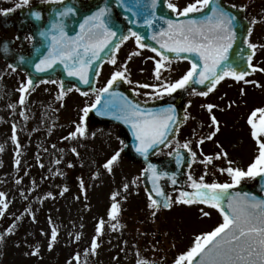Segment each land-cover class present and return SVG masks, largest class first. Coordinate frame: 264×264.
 Segmentation results:
<instances>
[{
	"label": "rangeland",
	"instance_id": "obj_1",
	"mask_svg": "<svg viewBox=\"0 0 264 264\" xmlns=\"http://www.w3.org/2000/svg\"><path fill=\"white\" fill-rule=\"evenodd\" d=\"M229 1L248 9L255 25H264V0ZM19 2L0 0V9L15 8ZM192 2L172 1L178 9ZM12 35L11 30L0 26V39ZM252 41L256 43L253 38ZM117 57L116 64L103 67L99 88L106 85L113 72L126 68V80L131 81L135 92L151 98L144 93H154L155 89L141 85L174 82L188 70L184 62L165 61L157 80L154 69L160 57L131 43L119 48ZM261 63L264 65V60ZM22 84H26L25 75L0 59V192L4 193L0 199L8 204L0 215V264H137L138 260L143 264H174L176 257L193 245L196 236L223 221L220 212L207 204L173 203L168 210L159 212L149 208L140 183V166L123 156L118 130L85 119L83 109L92 103L94 94L70 91L58 99V84L47 82L28 88L21 104ZM241 87L244 91L249 86ZM261 97L254 92L249 101L244 100L243 108L249 115L254 110L252 105L260 108ZM232 123L241 124L239 118ZM77 125L86 129L85 134L70 136ZM205 130L209 135L215 132L203 144L207 152L233 150L244 160L245 168L258 154L257 143L251 141V125L240 131L218 120L216 126ZM241 136L243 143L235 144ZM116 152L120 156L109 171L104 164ZM198 173L194 168L191 174L197 181ZM204 180L231 182L229 176L220 181L218 177L204 176ZM114 202L120 209L116 219L108 215ZM101 221L103 227L98 234L96 227ZM113 224L117 226L113 228ZM10 226H14L13 231L7 233ZM53 228L57 232L54 241ZM94 237L95 251L91 249Z\"/></svg>",
	"mask_w": 264,
	"mask_h": 264
},
{
	"label": "snow or ice",
	"instance_id": "obj_2",
	"mask_svg": "<svg viewBox=\"0 0 264 264\" xmlns=\"http://www.w3.org/2000/svg\"><path fill=\"white\" fill-rule=\"evenodd\" d=\"M48 2L62 3L63 0H48ZM117 2L127 7V10L132 12L133 15L140 14L141 9L145 7L141 0H131V3L128 4L125 3V0H117ZM29 3L30 0H20L15 5V8L27 6ZM156 4L157 0H150V7L152 9H155ZM167 7L176 12L178 17H185V19L166 20L167 28H162L159 32L154 33L151 39L160 45V49H166L168 52L175 53L176 58L188 59L187 56L181 57L180 54L192 53L198 56V60H193L188 71L174 82L141 85L145 89H155L154 93L145 92L146 96L155 98L164 94H171L177 89L185 88L190 82L201 85L206 84L207 91L199 94L207 96L226 76L233 77L237 81L244 80L248 72L238 70L234 66L235 61L230 62L229 59V50L237 38L234 24L236 17L232 13L228 12L216 0H194V2L188 3L182 9H178L175 3L167 2ZM209 7H211V11L206 15L199 18L189 16L191 13L201 12ZM15 8L0 9V12L6 15L14 11ZM74 11L75 9L72 7H64L56 15L64 17ZM110 12L111 9L104 6L99 7L90 16L84 17L83 22L80 24V31L75 36L67 34L62 21L54 20L50 29L40 33L42 36L50 35L51 42L48 46L47 54L35 63L36 71L44 72L52 68L57 62H60L64 65L69 76H77L82 83L88 84L90 82V70L94 67L93 61H97V63L102 62L101 53L106 48L113 47V45V50L109 54V62L116 64L115 50L129 36L121 35L118 42L113 40L117 36V32L108 23V13ZM31 15L36 19H40L41 12L32 11ZM153 18H155L154 11L144 18V24L151 26ZM159 19L163 20L164 17L161 16ZM252 23H255V20ZM53 30L55 31L53 32ZM247 31L250 35L252 29L248 28ZM128 33L135 37L140 48L150 47V45L142 43L144 38L140 33L133 31L131 28L128 29ZM244 43L252 50L246 56L247 67L252 71H257V68L252 63L257 45L249 42L247 37L244 38ZM261 47H264V45H261ZM151 50L156 52L160 57V59L156 60L154 69L155 78L159 80L161 69L165 67V61L171 63V57L155 47H152ZM4 51H8L6 44ZM138 54L133 53V55ZM20 59L23 61L25 58L21 57ZM9 67L13 66L9 65ZM13 70H15L14 67ZM259 70L264 71V69ZM126 71L127 69L124 68L112 73L107 84L98 89L99 94L96 96L95 102L90 105L91 108H96L97 104L101 101L102 94L109 93V90L116 82L127 79L125 76ZM96 74H99L98 68L96 69ZM32 82L30 78L26 84L21 85L19 89L21 93L19 102L21 104L24 103L25 94ZM52 82L55 83V81ZM128 82L131 83V81ZM245 83H249V81L245 80ZM241 91L243 92V90ZM64 94L63 85H61V91L57 98L61 99ZM84 95H87V93H84ZM117 95V93L110 94L111 97H116ZM205 107L211 112L215 106L208 104ZM83 112L87 115L89 107H85ZM21 114L23 115V113ZM100 114H115L116 119L123 120L126 124L131 125L133 134L139 142L136 150L145 156H147L151 149H158L161 145L166 147L170 143L169 133L178 131V128H173V125L178 124V121L176 120L172 106L160 109H145L124 97L122 98V103L119 105L115 104L111 99L106 100ZM83 120L84 116L81 117V121ZM211 120L214 125L217 124L215 116H212ZM248 123L251 125V135L258 145V154L248 164L246 170L240 167H232V161H229L228 167L220 169L221 172L229 175L231 178L230 183H218L215 181L206 183L204 176H201L197 181L189 175L188 179L191 181L190 187L193 191H180L179 196L173 201L170 196L165 195L164 190L159 185L161 176H167L168 173L157 172L155 165H148L146 171L151 172L150 179L153 184L152 192L149 193V208L158 209L161 206L163 208H171L173 203L186 205L201 203L218 209L223 217V221L211 231L196 236L193 245L187 251L178 255L174 260V264H264V199H260L249 193L229 192L230 189L240 184L245 178L264 176V107L254 109L248 117ZM85 132L86 129L84 127L77 125L76 131L69 133V135L76 136L79 134L82 136ZM213 135H215V132L210 134L207 139H211ZM12 139L16 140L15 128H13ZM179 147L187 148L191 152L189 143L187 142L183 145H178ZM171 154L169 153V155ZM191 154L193 157L196 155L195 152H191ZM219 155L218 153L217 156ZM119 156V152L112 155L104 164V168L111 171V166ZM211 160V156H206L204 162L208 163ZM179 162L180 157L177 152V163ZM16 163L19 164V161L17 160ZM172 175L173 177L175 176L174 173ZM172 183L175 184L176 180L173 179ZM124 187L127 188L128 185L125 184ZM81 188H83V182H81ZM66 190L64 189V191ZM152 193H155L156 197H163V199L153 198ZM115 195L114 193L113 197ZM3 196L4 193L0 192V197ZM0 205H2L0 215H3V209H6L8 204L0 199ZM119 210V204L114 202L108 212L109 217L116 219ZM153 215H155V212ZM203 215L207 216L209 213L203 212ZM116 226V224L112 225L113 228ZM102 227L103 221L96 227L98 234L101 232ZM13 228L14 226H10L6 229V232L11 233ZM56 236V229L53 228L51 240L54 241ZM2 238L0 236V239ZM48 247L51 249V242H49ZM96 248L97 240L94 237L91 249L95 251ZM137 264H143V262L138 260Z\"/></svg>",
	"mask_w": 264,
	"mask_h": 264
},
{
	"label": "water",
	"instance_id": "obj_3",
	"mask_svg": "<svg viewBox=\"0 0 264 264\" xmlns=\"http://www.w3.org/2000/svg\"><path fill=\"white\" fill-rule=\"evenodd\" d=\"M166 0H157L155 9L150 7V0H141L142 4L145 6L141 9L140 14L133 15L132 12L127 10L122 4H119L117 0H89L86 4L76 2V0H63L62 3H46L44 11L41 12L40 19H36L30 13L23 15V9L18 12L19 18H16L15 22L12 24L17 31L16 38L19 40V50H15L11 47L12 40H2L0 44V57L7 61L9 65H12L14 69H18L22 72H25L28 80L32 79V84L30 87H33L35 84L42 81H54L57 80L58 83L63 85V90L69 89H79V92H96L95 83H96V69L100 68L102 63L109 61V54L112 52L113 47L106 48L104 52L101 53L102 62L97 63L93 61L94 67L90 70L89 73V83L84 84L80 81L77 76H69L67 71L64 68V65L60 62H57L53 65L52 68L45 70L44 72H38L35 69V63L38 60L47 54L48 46L51 42V36H42L41 32L47 31L51 28V24L54 20L62 21L64 24V30L69 36H75L77 32L80 31V24L83 22L84 17L90 16L95 12L99 7L107 6L111 9V12L108 13V23L113 30L117 32V36L113 38L114 41L118 42L121 35H129L128 29L131 28L133 31H136L141 34L144 38L142 43L150 45L149 48L155 47L160 51H163L166 55L171 57V59H183L176 58V54L168 52L166 49H160V45L156 43L155 40L151 39L154 33L159 32L162 28H167L166 20H176V19H185V17H178L173 15V11L165 6ZM220 3L228 12L232 13L236 20L234 21L235 26L242 25L241 20L242 13L241 11L227 5L222 0H216ZM125 3H131V0H125ZM64 7H72L75 11L68 16L59 17L56 15L58 11H62ZM135 10V9H134ZM155 12V18H153V24L151 26L144 24V18L149 15L151 12ZM211 11V7L202 10L198 13L189 14L190 17H197L206 15ZM6 15H4L5 17ZM163 16L164 19L161 20L159 17ZM135 21V23H133ZM29 30L32 33V42L28 46H24L22 42V37L24 31ZM55 30H53L54 32ZM7 45L8 51H4V46ZM181 57L187 56L192 64L193 60H198V56L192 53H181ZM24 57L22 61L20 58ZM31 61V62H29ZM12 67V68H13ZM205 90L207 89L206 84L201 85L195 82H190L189 85L185 86L183 89H177L170 96L157 100L155 102L149 103H140L135 100V97L132 93L126 89L125 83L123 80H120L114 84V86L109 90V93H104L101 96V101L97 104L96 108H89L87 114L88 117H93L95 122L100 123H114L119 125L125 132L127 137V143L123 148L128 157L138 163H142L145 167L142 172V185L149 195L152 192L153 184L150 179L152 175L148 169V165L152 164L156 166L157 172H166L167 176H161L159 180L160 187L164 190L165 195H168L176 190L190 192L186 188V179H187V168L190 164L189 156L182 153L181 149L175 151L168 158L156 159L154 155L160 149L165 146L161 145L158 149L149 150L147 156L141 154L136 150L138 141L133 134L131 125L126 124L123 120L116 119L115 114H104L101 115L100 112L103 110V105L106 100L111 99L115 104L119 105L122 103V98L126 97L128 100H131L139 104L142 108L145 109H160L172 106L174 108V115L178 124L173 125V128L176 129L181 122V114L183 111L182 100L186 96L188 90ZM111 93H117L116 97H111ZM99 94V93H98ZM95 102V101H94ZM176 131L169 133V138L174 136ZM177 152L179 153L180 162L177 163ZM175 174L173 177L172 174ZM175 179L176 183L173 184L172 180ZM264 177L259 176L256 181H258V186L256 189H247L243 186H236L229 190L230 193H249L253 196H256L260 199H264V196L261 195V191L264 190V184H262ZM153 198L163 199V197H156L155 193H152ZM160 208H163L162 206Z\"/></svg>",
	"mask_w": 264,
	"mask_h": 264
},
{
	"label": "flooded vegetation",
	"instance_id": "obj_4",
	"mask_svg": "<svg viewBox=\"0 0 264 264\" xmlns=\"http://www.w3.org/2000/svg\"><path fill=\"white\" fill-rule=\"evenodd\" d=\"M252 33V32H251ZM252 34L249 35L248 33V40L251 42ZM248 77H245L244 80L237 81L234 78L231 77H225L221 82H219V85L222 84V87L214 88L211 92L208 93L207 96L198 95V97L195 98V100L190 103L188 102L187 105V113L185 117V121L182 126V131L177 135L176 140L172 142V144H179V143H189L190 144H197L199 146L200 152L204 156H211L212 160L208 162L207 165H205L206 168H204V171H210V175H220V176H229L225 172H221L220 169L226 168L229 166V161H232V167H240L244 170L247 168L244 167L243 161L238 154L232 153L233 150L225 151L222 150L220 155L217 156L218 153L216 152H207V150L203 147V144L209 139L207 137L209 136L208 132L205 130L207 127L216 126L218 124V120H221L223 124L228 127L232 125V127L240 129L242 131L243 128L247 127V121L241 120V124H234L232 123L233 117H232V110L236 106L237 102L242 104L243 102L249 101V97L252 96L247 90H249L251 87L250 82L245 83V80L248 81ZM218 85V84H217ZM241 86H249L247 89H245L243 92L241 90ZM238 91V92H236ZM241 92V97L239 100H237L236 95ZM247 94V95H246ZM208 104H212L215 107L212 109L211 113H206V110L208 109L205 107ZM264 106V98L261 97L260 99V107ZM207 108V109H206ZM215 116L217 119V124H213L211 117ZM189 121H197L198 124V130L199 135L192 139L189 131L186 130V126L189 124ZM232 123V124H231ZM202 141V142H201ZM252 142H256V140L252 137ZM243 139L242 136L239 139V141L235 144H242ZM234 145V144H233ZM218 147V145H215ZM232 146V145H231ZM190 147V146H189ZM226 153V155H224Z\"/></svg>",
	"mask_w": 264,
	"mask_h": 264
}]
</instances>
